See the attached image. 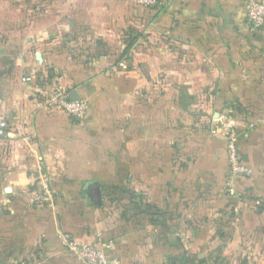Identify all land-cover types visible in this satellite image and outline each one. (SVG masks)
Listing matches in <instances>:
<instances>
[{
  "label": "crops",
  "instance_id": "obj_1",
  "mask_svg": "<svg viewBox=\"0 0 264 264\" xmlns=\"http://www.w3.org/2000/svg\"><path fill=\"white\" fill-rule=\"evenodd\" d=\"M14 1L0 0V260L80 264L62 231L123 264H264V30L246 0ZM57 86L88 102L82 122L43 106ZM217 109L251 171L236 196ZM39 158L54 208L28 203Z\"/></svg>",
  "mask_w": 264,
  "mask_h": 264
},
{
  "label": "built area",
  "instance_id": "obj_2",
  "mask_svg": "<svg viewBox=\"0 0 264 264\" xmlns=\"http://www.w3.org/2000/svg\"><path fill=\"white\" fill-rule=\"evenodd\" d=\"M137 6L147 9H162L165 6L164 0H133ZM246 23L251 32L259 34L264 30V4L258 0H246ZM36 81V74L23 76V83ZM71 92L67 88L57 86L52 92L42 96V104L48 110L64 111L72 120L82 122L89 110L86 100H72ZM220 113H216L213 133L225 135L226 149L230 167V180L228 183L229 194L236 196L235 180L239 177H250L251 171L242 162V156L238 147L239 134L234 125L225 127ZM231 123V122H229ZM8 121L0 117V139L8 136ZM228 128V129H227ZM224 129V130H223ZM226 129V130H225ZM37 171L31 174V185L29 203L41 208L55 207L56 193L53 188V178L47 170L43 158L38 159ZM57 238L61 245L71 252L81 264H123L116 258L109 257L105 250L94 244H84L72 238L70 235L59 231Z\"/></svg>",
  "mask_w": 264,
  "mask_h": 264
},
{
  "label": "rangeland",
  "instance_id": "obj_3",
  "mask_svg": "<svg viewBox=\"0 0 264 264\" xmlns=\"http://www.w3.org/2000/svg\"><path fill=\"white\" fill-rule=\"evenodd\" d=\"M8 1V3L10 2V0H7ZM29 1H34L35 2V4L37 5V7L39 8L40 6V4H42V3H46L47 2V0H21L20 2H21V4H18V8L19 9H21L22 10V12L21 13H24V11H27V5H28V2ZM50 3L52 2V0H48ZM11 2H12V0H11ZM15 1L13 0V3H14ZM40 2V3H39ZM32 5H29V7H31ZM16 7V6H15ZM147 9V8H146ZM20 12V11H19ZM220 113L221 115H223V116H221V118H223V124H225V127L224 128H226V127H228V125L230 124H232V125H234V123L230 120V117H229V115H230V113H229V110L228 109H224V110H220V109H217L216 111H215V113ZM212 116H213V114H212ZM214 117H212L211 118V121L212 122H214ZM229 122H231V123H229ZM235 126V125H234ZM216 128V126L213 124V125H211V129L213 130V129H215ZM228 129V128H227ZM224 130V129H223ZM226 130V129H225ZM218 136H221V137H224L225 135H223V134H221V135H218ZM4 139V138H3ZM32 182H31V184L34 182L33 180H31ZM220 258H222V257H220ZM80 263V262H79ZM81 264V263H80ZM251 264V263H250Z\"/></svg>",
  "mask_w": 264,
  "mask_h": 264
},
{
  "label": "trees",
  "instance_id": "obj_4",
  "mask_svg": "<svg viewBox=\"0 0 264 264\" xmlns=\"http://www.w3.org/2000/svg\"><path fill=\"white\" fill-rule=\"evenodd\" d=\"M149 10H154V9H149ZM156 11V10H155ZM230 168V167H229ZM230 177H231V175H230ZM229 189V188H228ZM56 201H57V198H56ZM28 203H29V201H28ZM33 206V208L35 207V208H41V207H38V206H35V205H32ZM55 206H56V202H55ZM44 208H50V207H44ZM154 222H156V224H157V221H154ZM59 241V240H58ZM61 244V243H60ZM63 247V246H62ZM64 248V247H63ZM65 249V248H64ZM66 250V249H65ZM66 251H68V250H66ZM69 252V251H68ZM70 254H72L71 252H69ZM72 256H73V254H72ZM74 257V256H73ZM75 258V257H74ZM76 259V258H75ZM77 260V259H76ZM78 262V261H77ZM30 263V260H28V259H24V260H19L18 261V263L17 264H29ZM176 263V262H175ZM178 263L179 264H196V263H191L190 261H189V259L187 258V256H186V252H184L183 253V255H182V259L180 260V261H178ZM0 264H9V261L8 260H6V258L4 259V260H0ZM200 264V263H199Z\"/></svg>",
  "mask_w": 264,
  "mask_h": 264
},
{
  "label": "water",
  "instance_id": "obj_5",
  "mask_svg": "<svg viewBox=\"0 0 264 264\" xmlns=\"http://www.w3.org/2000/svg\"><path fill=\"white\" fill-rule=\"evenodd\" d=\"M70 97L72 100H81V97L79 96V94L77 92H73ZM99 204H100V202H99Z\"/></svg>",
  "mask_w": 264,
  "mask_h": 264
}]
</instances>
